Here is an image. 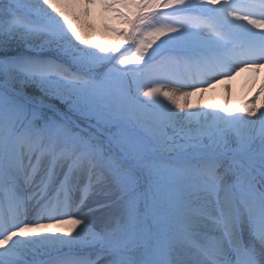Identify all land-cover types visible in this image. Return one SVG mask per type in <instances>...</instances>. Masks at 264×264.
I'll use <instances>...</instances> for the list:
<instances>
[{"label": "snow or ice", "instance_id": "1", "mask_svg": "<svg viewBox=\"0 0 264 264\" xmlns=\"http://www.w3.org/2000/svg\"><path fill=\"white\" fill-rule=\"evenodd\" d=\"M260 71L264 0H0V264H264Z\"/></svg>", "mask_w": 264, "mask_h": 264}, {"label": "rangeland", "instance_id": "2", "mask_svg": "<svg viewBox=\"0 0 264 264\" xmlns=\"http://www.w3.org/2000/svg\"><path fill=\"white\" fill-rule=\"evenodd\" d=\"M93 23H94L95 33L97 35H99L100 33H107L101 30V18L99 15L95 17ZM125 47H127V45H125ZM246 73L248 72H242L238 76H236L235 79L228 80L223 84H219L216 87L215 93L210 91L208 93V96H205L204 94H202V95H197L196 97H193L192 102L196 104H204V105L220 104L221 106H227L229 108L230 106H233L232 109L234 111H238L239 109L243 108L244 104H248L249 101L255 99V95L248 96L247 90L251 87V82L247 81L248 78H247ZM257 74H260V72H258ZM262 75H264V71ZM165 90H172L177 93H180L183 91H188L190 89H177L172 85H168L166 86ZM105 211H106L105 209H102V208L99 209L98 215L96 216L106 214Z\"/></svg>", "mask_w": 264, "mask_h": 264}, {"label": "bare ground", "instance_id": "3", "mask_svg": "<svg viewBox=\"0 0 264 264\" xmlns=\"http://www.w3.org/2000/svg\"><path fill=\"white\" fill-rule=\"evenodd\" d=\"M262 73H263V71H260V74H255V76H253V74L251 73V72H248V73H246L247 74V78H248V80L247 81H250L251 82V87L247 90V93H248V96L250 95V96H253L255 93H256V91L259 89V87H260V84L262 83V82H264V75H262ZM218 86V85H217ZM211 92H213V93H215V91H216V87L215 88H212L211 90H210ZM210 91H207V92H205V93H203L205 96H208V93L210 92ZM246 92V91H245ZM218 105H220V104H218ZM246 104H244L243 105V107L245 106ZM232 107L233 106H230V108L232 109ZM102 199V198H101ZM91 207H92V209H93V213L92 214H94L95 216L96 215H98V211H99V209H101L102 207H99L98 205H96V203H95V201H93L92 203H91ZM99 209H98V208ZM97 208V209H96ZM102 209H104V208H102ZM86 211H87V209H85ZM106 210V209H105ZM107 211V210H106ZM105 211V212H106ZM70 227V226H69Z\"/></svg>", "mask_w": 264, "mask_h": 264}, {"label": "trees", "instance_id": "4", "mask_svg": "<svg viewBox=\"0 0 264 264\" xmlns=\"http://www.w3.org/2000/svg\"><path fill=\"white\" fill-rule=\"evenodd\" d=\"M84 34L87 35L89 38L97 39L101 43H111V42H116L119 40L118 37H115L113 34L108 33V32L100 33L99 35H97L95 33V29H90L87 27H85L84 29Z\"/></svg>", "mask_w": 264, "mask_h": 264}]
</instances>
